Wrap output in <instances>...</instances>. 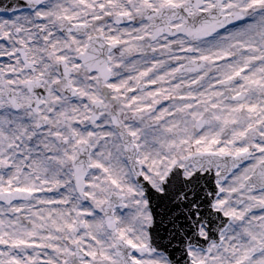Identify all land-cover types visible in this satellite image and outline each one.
<instances>
[{"label":"snow or ice","instance_id":"1","mask_svg":"<svg viewBox=\"0 0 264 264\" xmlns=\"http://www.w3.org/2000/svg\"><path fill=\"white\" fill-rule=\"evenodd\" d=\"M0 264H264V0H0Z\"/></svg>","mask_w":264,"mask_h":264}]
</instances>
